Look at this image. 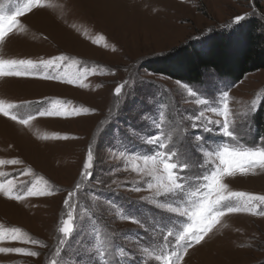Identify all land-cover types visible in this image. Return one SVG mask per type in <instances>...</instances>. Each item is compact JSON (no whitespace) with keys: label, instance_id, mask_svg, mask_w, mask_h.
I'll use <instances>...</instances> for the list:
<instances>
[{"label":"rangeland","instance_id":"374dc122","mask_svg":"<svg viewBox=\"0 0 264 264\" xmlns=\"http://www.w3.org/2000/svg\"><path fill=\"white\" fill-rule=\"evenodd\" d=\"M27 2L0 0V17L12 16ZM42 3L44 8L34 7L16 17L9 36L0 43V59H31L37 64L32 71L58 79L0 77V102L5 108L16 105L8 110L21 120L38 111L63 114L36 116L27 125L0 114V160L22 161L0 164V185L25 197L11 200L0 191V234L5 236L0 247L40 253L38 257L0 253V264H115L116 260L160 264L154 257L169 251L165 238L176 247L175 235L186 217L168 210L165 198L155 195L154 181L152 188L145 183L153 162L136 157L156 150L146 138L158 136L174 151L184 152L196 144L188 138L200 135L205 150H197L196 157L205 165L219 163L209 153L229 138L191 127L193 122L200 123L192 116L219 106L222 93L227 92L234 114L229 122L237 134L229 147L260 148L264 70L247 74L239 82L207 70L199 82L188 84L151 72L149 67L171 64L185 50H202L215 38L236 39L254 22L264 28V0ZM237 15L245 16L238 24L234 22ZM0 24L7 26L6 19ZM61 55L66 59L52 67L41 63ZM125 82L122 95L114 96L115 87ZM190 90L196 95L190 96ZM200 99L206 105L197 103ZM215 119L223 117L205 110L204 123ZM89 145L96 151L95 179L81 182ZM202 171L198 166L190 169L181 210L197 199L192 193L199 185L191 177ZM246 171L247 175L225 177L227 187L213 192L211 198L230 192L264 195V171ZM139 185L142 189L134 190ZM28 189H47L52 194L27 196ZM70 191L71 207H66ZM244 201L246 197L233 198L231 203L240 206ZM249 208L221 217L200 245L187 250L181 264H264V215L253 214L264 205ZM68 212L73 213L76 227L70 238L59 233L60 221ZM13 228L19 229L15 241L9 231ZM169 230L174 233L171 237Z\"/></svg>","mask_w":264,"mask_h":264},{"label":"snow or ice","instance_id":"6c2138e0","mask_svg":"<svg viewBox=\"0 0 264 264\" xmlns=\"http://www.w3.org/2000/svg\"><path fill=\"white\" fill-rule=\"evenodd\" d=\"M44 8L45 5L42 0H28L24 8L18 10L10 17H0V21L6 19L7 26L0 24V43L5 42L6 38L9 36L11 27L16 24V17L22 15L25 11H31L33 8ZM245 16L237 15L234 22L239 23L244 20ZM66 57L61 55L54 57L53 59L47 61H41L46 67H52L55 61H63ZM58 66V65H57ZM37 67V64L31 59H0V77H32V78H42L49 80H57L58 77L53 75L40 76L38 73L32 71ZM71 83V81H69ZM125 83H121L115 87L113 95L120 97L126 88ZM190 96H195L196 93L189 91ZM197 103L201 105H206V101L200 99ZM17 107L13 104H8L7 108L3 106V102H0V114L8 117L9 119L15 120L18 123L27 125L29 119H35L36 116L40 117H51L62 115L59 110L57 111H38L36 115L30 116L29 119H18L17 116L12 115L8 109ZM205 110L211 111L216 114L217 117H223V120H207L204 123L202 118H204ZM234 115L231 113L228 106V93H222V100L219 106H213L208 109L199 110L198 114H193V121H200V123L193 122L191 127L193 128H203L207 132H220L222 136L229 138L228 142L223 144V146L218 147L213 153L209 155H214L219 163L215 161L209 162L205 165L202 159L196 157L197 150L204 151V138L200 135H193L189 137V142L196 141L194 148L190 150H185L184 152L174 151L172 148L168 147L162 139L158 136H148L146 142L155 145L156 150L153 153L144 156H138L137 159H144L146 162L151 160L153 162V167L147 173L150 177L146 180L148 188L153 187V181L157 188L156 196H163L165 198L164 203L167 204V208L172 213H177L179 217H186V219L181 221L182 227L175 235L174 243L175 248L171 247V243L165 238L164 243L169 245V251L166 253L162 252L160 255L154 258L160 262V264H181L183 256L187 254V250L195 245H200L206 236L212 232L214 226L219 222V219L225 216L227 213H236L241 211L250 210V205H264V195H250L245 192H230L228 195H217L215 199H212L213 192H219L224 190L227 185L223 183L225 177H235L238 173L240 175H247L246 170H254L256 168L264 171V137L261 138L260 148H250V149H240L239 147L233 146L229 147L237 140V134L234 127L229 122V116ZM210 125V126H209ZM195 162V163H194ZM20 160H0V164H21ZM96 165V151L89 145L86 150V157L82 164V170L80 173L81 182L83 180L92 181L95 179V169ZM193 166L202 167L203 171L199 175L192 176L191 178L197 182L199 185V190L193 192L192 196L197 197L195 200H191V207H186L181 210L180 203L184 200L185 193L187 191L186 182L189 179L190 169ZM136 172H141L139 167H135ZM24 173L22 172L21 175ZM11 183V182H9ZM143 185L135 187L134 190L140 191ZM80 185H76V190L78 191ZM0 191L3 195L11 200H22L24 199L23 194H13L11 188L5 189L3 185H0ZM27 196H45L51 195V190H34L28 189ZM246 201L240 206H236L231 201L233 198H245ZM73 198V192H68L64 205L66 207H71V201ZM193 208L195 210H193ZM254 215H264V208H262L258 213L253 212ZM127 219H131L134 223L138 222L134 217L128 216ZM75 217L72 212L66 214V218L60 221L59 233L62 237H71L72 233L75 232ZM12 233V240H17L16 234L19 229H9ZM174 233L169 230L167 236L171 237ZM5 236L0 234V241H3ZM33 244H38V241H27ZM63 243V239L60 240ZM117 250L123 251V249L116 246ZM182 250V251H181ZM0 253H15L21 254L29 257H38L39 252L31 251L22 247H0ZM99 255H105L100 252ZM115 264H124L123 261L116 260ZM127 264H131L130 261Z\"/></svg>","mask_w":264,"mask_h":264},{"label":"trees","instance_id":"16d2710c","mask_svg":"<svg viewBox=\"0 0 264 264\" xmlns=\"http://www.w3.org/2000/svg\"><path fill=\"white\" fill-rule=\"evenodd\" d=\"M173 60L151 65L149 70L188 84L199 82L207 70L239 82L247 74L264 70V28L254 22L236 39L215 38L202 50H185Z\"/></svg>","mask_w":264,"mask_h":264}]
</instances>
